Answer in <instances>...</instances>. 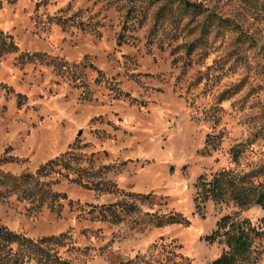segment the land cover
I'll return each mask as SVG.
<instances>
[{"label":"rangeland","instance_id":"374dc122","mask_svg":"<svg viewBox=\"0 0 264 264\" xmlns=\"http://www.w3.org/2000/svg\"><path fill=\"white\" fill-rule=\"evenodd\" d=\"M189 1L0 0V174L64 195L0 188V226L59 237L69 264H210L229 214L263 232L245 264H264V208L194 201L221 170L264 191V0ZM111 203L133 209L101 217ZM169 215L188 224L155 225Z\"/></svg>","mask_w":264,"mask_h":264},{"label":"trees","instance_id":"16d2710c","mask_svg":"<svg viewBox=\"0 0 264 264\" xmlns=\"http://www.w3.org/2000/svg\"><path fill=\"white\" fill-rule=\"evenodd\" d=\"M165 1L177 2L185 11H198L201 7L200 4L189 0ZM15 49L16 44L10 36L0 30V55ZM237 153L238 151H235L234 154L237 155ZM60 162L58 159L50 160L41 165L35 174L55 171ZM256 177L255 171L239 174L230 170L216 172L211 175L210 179L200 175L196 182L195 208L199 210L200 205L207 201L233 202L240 207L259 205L264 208V191L259 188L260 183L255 182ZM25 184H33V189H36L42 200L49 197L55 201L58 196H61L59 193L44 189V183L34 174L24 173L19 176L0 174V188H5L9 192L17 189L24 192L26 191L23 190ZM118 205V203H111L101 206L99 209L101 217L108 216L112 220H118L122 218L123 214L126 212L128 214L133 209L122 207L123 209L118 210ZM60 206L61 204L57 205V207ZM153 221L156 226L169 223L188 224V220L181 215L153 216ZM262 234L263 232L248 218L223 215L216 221L215 229L205 236V240L210 243L222 242L227 246V250L212 260L210 264H245L252 253L254 240L259 239ZM58 239L59 237L56 236H48L35 240L5 226H0V264H24L29 259H35L38 264H69L68 261L60 259L57 253L48 247V243Z\"/></svg>","mask_w":264,"mask_h":264}]
</instances>
